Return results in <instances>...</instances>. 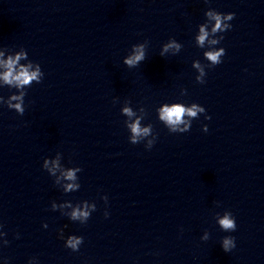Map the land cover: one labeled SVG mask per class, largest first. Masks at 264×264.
<instances>
[{
    "label": "clouds",
    "instance_id": "9594fccd",
    "mask_svg": "<svg viewBox=\"0 0 264 264\" xmlns=\"http://www.w3.org/2000/svg\"><path fill=\"white\" fill-rule=\"evenodd\" d=\"M207 3L208 0H205ZM205 21L204 23L198 25V33L195 35V42L199 48L208 50L203 52L204 58L209 62L207 67H214L222 62V57L225 55V49L220 47H215L220 44L224 39L221 33H224L231 29L232 25L229 23L235 17L234 13H221L215 9H207L204 13ZM148 46V41L145 40L143 43L134 44L131 48V54L127 55L123 59L124 65L128 68H135L139 66L146 59V49ZM182 45L177 43L174 38H170L167 43H164L161 47L160 55L164 57L169 52L173 55L178 54L181 51ZM0 57H3V53L0 52ZM27 53L24 51L18 52L15 56H9L6 60L0 58V81L3 85L9 88H14L19 94H12L6 100L4 97L0 96V104L6 105L8 109L15 110L19 115H23L25 112L24 98L26 96L25 89L32 86L33 82L40 83L43 79L44 73L38 63L33 61H28L27 64H21V60H27ZM195 67L199 71V75L196 76V81L203 84L205 82L204 77L206 76L205 67L201 63H194ZM183 95L186 94V90L183 91ZM143 111V109H141ZM205 113V109L197 103H192L191 106H185L183 103H172L164 104L158 109V119L162 122L165 127L171 133H185L191 128V122L193 119H198V115ZM121 114L125 117L131 118L135 116V112L131 107L125 106L121 110ZM187 117V119H186ZM205 119H210L209 116H205ZM143 117H137L134 121L129 119L124 121L125 126L130 130V143L138 144L145 138L147 139L145 143L146 149H151L156 142V134L153 132V126L148 124L147 126H142L141 121ZM203 131L207 132V125L203 126ZM43 169H45L50 176L55 177L58 169L61 168L59 155L55 160L44 159ZM80 167H73L68 170L63 171V178L70 183L63 186L64 193H71L78 191L80 188L79 183H72L71 181H77V173L81 172ZM55 183H59V178L56 179ZM101 199L107 203L108 197L102 196ZM57 205L53 202L51 209L53 211L57 210ZM60 207L72 208L70 213H64L72 221H79L81 224L87 223L91 213L96 210V204H89L87 201L83 202V206L77 205L72 207V204L61 205ZM105 217L108 216V212L105 211ZM218 224L224 232H233L236 230V221L230 211H225L224 214L218 217ZM43 227L47 228V224ZM2 228V225H0ZM6 233L0 231V236H4ZM61 238H63V231L60 232ZM17 238L18 234H17ZM202 240H208L209 234L206 232ZM8 240H4L3 244L7 245ZM83 243V237L77 235L68 236L65 247L71 249L72 251H78L80 245ZM221 246L225 252H230L236 247L235 238L232 236H225L221 241ZM33 261L38 264L35 257L29 260L28 264H33Z\"/></svg>",
    "mask_w": 264,
    "mask_h": 264
}]
</instances>
